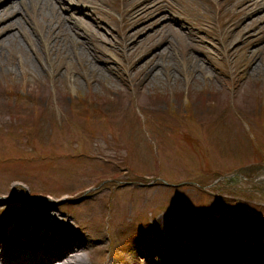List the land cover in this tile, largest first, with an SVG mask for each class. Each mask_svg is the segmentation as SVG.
Segmentation results:
<instances>
[{
	"label": "rangeland",
	"instance_id": "rangeland-1",
	"mask_svg": "<svg viewBox=\"0 0 264 264\" xmlns=\"http://www.w3.org/2000/svg\"><path fill=\"white\" fill-rule=\"evenodd\" d=\"M222 1L105 0L73 43L110 65L98 75L53 46L39 16L25 23L34 45L0 42V220L23 204L51 210L102 239L88 264L135 260L160 214L184 229L208 213L264 228L263 18L236 36L241 14Z\"/></svg>",
	"mask_w": 264,
	"mask_h": 264
},
{
	"label": "bare ground",
	"instance_id": "bare-ground-1",
	"mask_svg": "<svg viewBox=\"0 0 264 264\" xmlns=\"http://www.w3.org/2000/svg\"><path fill=\"white\" fill-rule=\"evenodd\" d=\"M104 1L0 0V23L8 20L0 24V42L17 41L21 44V38L30 46L34 45L32 39H29L30 33L25 29V23L39 16L41 25L45 28L42 35L54 37L53 46H61L77 61L81 60L88 70L96 71L98 75L102 72L99 64H104L107 69L110 65L98 59L97 64H93L87 52L76 48L73 43L78 36L89 31L87 25L81 24L80 15L92 16ZM124 1L132 3L133 0ZM220 7H234L241 14L242 21L236 26V36L244 24L262 18L264 24V0H224ZM63 10L68 11L67 15L63 14ZM131 14L136 16V10H132ZM80 28L86 30H79ZM250 32L249 37H256L254 30ZM242 38L244 37H239L236 46L242 43ZM256 44L254 40L248 50V55L252 58L244 67L248 71L259 68L256 60L253 61L258 47ZM166 49L162 48L154 54L163 55ZM148 60L146 63L151 62V59ZM144 62L145 60L142 61L143 64ZM187 62L189 71L196 72L195 76L197 73L207 77L211 75L199 60L187 59ZM157 72L154 71L152 75L156 76ZM173 222L174 219L166 214H160L152 224L157 240L163 239L166 243L167 250L164 253L146 252L124 264H264V228L245 229L231 216L225 217L222 213L200 215L197 223L188 225L186 229L181 224L173 226ZM102 245V240H97L95 247ZM86 248H89V244L71 230L63 217L57 218L51 210L41 211L34 203L28 206L23 204L18 211H13L9 217L0 220V264H88L87 259L82 256Z\"/></svg>",
	"mask_w": 264,
	"mask_h": 264
}]
</instances>
